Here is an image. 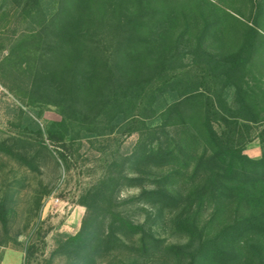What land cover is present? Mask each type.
I'll return each instance as SVG.
<instances>
[{"label":"trees","instance_id":"16d2710c","mask_svg":"<svg viewBox=\"0 0 264 264\" xmlns=\"http://www.w3.org/2000/svg\"><path fill=\"white\" fill-rule=\"evenodd\" d=\"M0 81L39 117L60 116L42 127L21 108L0 155L36 170L55 153L67 173L86 158L94 173L80 230L39 264L116 252L122 264H264V0H0ZM255 139L258 159L245 152ZM151 169L162 174L138 175ZM125 189L140 194L122 200ZM146 206L183 210L173 227L192 248L158 238Z\"/></svg>","mask_w":264,"mask_h":264},{"label":"rangeland","instance_id":"374dc122","mask_svg":"<svg viewBox=\"0 0 264 264\" xmlns=\"http://www.w3.org/2000/svg\"><path fill=\"white\" fill-rule=\"evenodd\" d=\"M21 108L42 127L48 121L60 120L54 108H48L40 117L36 110L25 108L0 81V135L8 137L20 131L19 125L25 116L21 113ZM136 140L137 136L129 138L124 150L130 151ZM87 149L86 147L85 150ZM245 152L251 158H260L259 139L250 143ZM87 161L86 158L82 159L77 169L67 173L55 153L45 154L36 170L0 155V201L6 197L9 210L7 233L0 222V264H24L26 249L32 243L38 244L40 248L39 262L35 263L39 264L42 262V252L45 258L50 257L59 240L75 235L80 230L85 208L78 204V199L82 190L94 177ZM140 174L158 176L162 171L151 169L138 172V175ZM139 194V190L125 189L121 192L120 198L130 200ZM141 208L143 207L129 205L131 215H136V220L144 221L147 212L140 211ZM145 208L148 212L160 215L154 226L158 238L164 239L167 245L189 250L192 248L190 239L178 234L173 227L172 221L183 210L172 211L152 206ZM130 260L128 254L116 252L100 254L95 259V264H122ZM187 262L186 259L158 253L141 264H187ZM71 263H73L71 259L65 256H57L53 261V264Z\"/></svg>","mask_w":264,"mask_h":264}]
</instances>
